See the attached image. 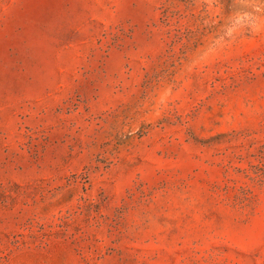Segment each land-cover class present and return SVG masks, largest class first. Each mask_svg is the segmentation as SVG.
I'll return each mask as SVG.
<instances>
[{"label": "rangeland", "instance_id": "1", "mask_svg": "<svg viewBox=\"0 0 264 264\" xmlns=\"http://www.w3.org/2000/svg\"><path fill=\"white\" fill-rule=\"evenodd\" d=\"M0 264H264V0H0Z\"/></svg>", "mask_w": 264, "mask_h": 264}]
</instances>
